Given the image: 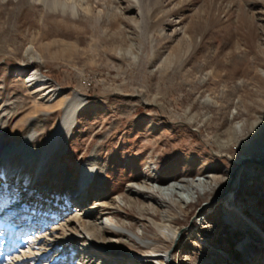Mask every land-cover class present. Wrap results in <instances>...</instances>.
Returning <instances> with one entry per match:
<instances>
[{"label":"rangeland","instance_id":"obj_1","mask_svg":"<svg viewBox=\"0 0 264 264\" xmlns=\"http://www.w3.org/2000/svg\"><path fill=\"white\" fill-rule=\"evenodd\" d=\"M58 2L66 12L0 0V112H10L2 144L34 128L37 142L52 147L39 176L19 153L0 163V242L17 247L12 261L32 254L42 229L48 247L23 264H159L142 258L148 249L135 235L168 249L164 264H264V166L245 165L234 199H216L237 162L264 159V0ZM21 67L37 70L60 97L34 90ZM77 94L84 103L74 127L55 142L59 102ZM91 156L98 171L80 209L72 185ZM21 168L28 177L12 186L10 173ZM199 177L208 179L199 198L136 190ZM168 202L177 236L184 229L177 242H163L153 220ZM76 212L114 228L87 245L80 223L62 227Z\"/></svg>","mask_w":264,"mask_h":264},{"label":"bare ground","instance_id":"obj_2","mask_svg":"<svg viewBox=\"0 0 264 264\" xmlns=\"http://www.w3.org/2000/svg\"><path fill=\"white\" fill-rule=\"evenodd\" d=\"M40 2L44 3V5L50 7V8H57V6H60L63 12H66L68 8L67 3H59L58 0H54L52 2L53 5L49 2V0H39ZM71 8L72 13L75 15L78 12V7L76 5H73L72 7L69 6V9ZM27 69H23V67L19 68V71H24ZM28 71V82L31 86H34V90L40 91L43 93L45 97L50 96V101L54 102L56 99L60 97L61 92L56 87H51L49 85V82L40 74H38L37 70L35 69H30ZM42 96V95H41ZM61 99V98H60ZM84 100L83 98L77 94L73 99L71 100H60L59 105H61L64 108V116H63V121L61 125L59 126L56 134L54 135L53 139L56 142L62 141L64 138L68 136L70 133L71 129L74 127L75 124V119H76V113L79 110V108L83 105ZM10 112H0V163H3L7 158H9L10 155L19 153V155L22 158V167L24 165L31 166L35 169V175L39 176L40 174L38 171H40L45 163V159L48 157L49 153L52 151L51 145L45 147L46 145L43 144L42 142H37V136H35V130L31 132H28L23 136V138L20 141L13 142L7 146H4L2 144V137L4 136V131L7 126V120H8V115ZM40 127L43 126L41 123H37ZM35 125V122L33 123ZM44 128V126L42 127ZM37 134V133H36ZM37 142V143H36ZM36 143V144H35ZM37 145V148H39V151H36L35 147ZM42 150H44V156L40 162L36 161L37 154L40 153ZM241 162V161H240ZM253 164V163H252ZM256 165V164H255ZM259 165V164H258ZM263 166V165H262ZM28 168V167H27ZM22 168L17 171L16 173H10L12 177L13 184L14 186L15 182H17V179H22L23 181L26 180L28 177L26 171H22ZM30 171V170H29ZM98 168H97V163L95 161V156H91L83 165L82 170H81V176L79 179L76 180L75 184L72 185V198H73V203L74 205L80 209H82V199L85 197V194L88 193V191L91 188V185L93 183V180L95 179V176L97 174ZM239 174V173H238ZM233 175V173H232ZM232 178V177H231ZM238 179V176H237ZM231 180V179H230ZM230 182V181H229ZM208 183V179L205 177H199L197 179H192L186 183L177 181L176 183L172 185H153V184H137L136 185V190L137 192L143 193L148 196H153L155 193H159L161 196H167V197H175L178 195V192L181 191H187L188 194L195 198H199L202 195V192L206 193V190L204 191V188L202 189L203 186H206ZM229 185V184H228ZM15 188H12L11 191L13 193V190ZM2 192V191H0ZM8 192V190H7ZM1 195L3 193H0ZM235 195L233 192H230L227 197H225L224 201L226 204H229V199H234ZM218 198V197H217ZM216 198V199H217ZM164 206L166 207L165 213L162 214V218L158 221H156V216H154V221H155V227L158 231L159 236L162 238L163 242L165 241H175L177 242L179 236L183 232L184 229H181L178 236V230L174 226V217L168 215L169 213L171 214L175 209L174 205H171L168 203H165ZM7 210H10L11 207L6 206ZM231 209V208H230ZM8 212V211H6ZM231 215V214H230ZM228 215V219L231 220V216ZM81 224L84 229L87 231L88 236L85 237V243L87 245L89 244H99V235L102 232H105L107 230V227L110 226L114 228L112 221L108 218L106 220H103V218H98L92 221L91 223L87 224L82 221V215L79 213H74V215L68 220V222L64 223L62 227L64 229H67L70 224ZM9 226V225H8ZM6 227V226H5ZM75 228V227H74ZM77 229V227L75 228ZM74 229V230H75ZM39 235L37 236V239L32 241L31 245H29V250L32 251V254H24L19 257H17L15 260L12 261L11 259V253L9 252L11 250H15L17 247H13V242L12 245H10L8 248H5L6 243L0 242V264H23L21 261H23V258L27 257H33L34 254H42L43 250L38 249V246L47 248L50 239H42L45 234L42 233V229L37 230ZM66 231V230H65ZM55 232V231H54ZM77 234H83V232L77 231ZM32 233V232H31ZM48 236V235H46ZM45 236V237H46ZM54 236V235H53ZM138 239H140L143 244L146 246L148 250H146L142 258L149 260V261H155L159 264H164V261L170 257V252L168 249H162L160 246H155L154 240H148L145 241V238L140 237L138 235H135ZM177 236V239H176ZM73 237V234L67 235L63 234L61 235V238L68 240L69 238ZM49 238V237H48ZM159 239V238H158ZM175 242V243H176ZM69 243H73V241H70ZM53 244V243H52ZM54 246L57 245V243L53 244ZM60 249V248H58ZM5 254H1L3 251ZM49 250V249H47ZM46 250V251H47ZM17 251V250H16ZM13 253V252H12ZM22 257V258H21ZM35 258V257H34ZM38 258V257H37ZM33 259V258H32ZM39 259V258H38ZM37 259V260H38ZM170 259V258H169ZM80 260V259H79ZM145 260V261H146ZM26 261V260H25ZM81 263H85V261L80 260ZM133 262V260H132ZM68 263V262H67ZM133 264V263H132ZM203 264H207V262H204Z\"/></svg>","mask_w":264,"mask_h":264},{"label":"water","instance_id":"obj_3","mask_svg":"<svg viewBox=\"0 0 264 264\" xmlns=\"http://www.w3.org/2000/svg\"><path fill=\"white\" fill-rule=\"evenodd\" d=\"M251 163L264 166V159H261V158L252 159L251 157H248V158L242 159L241 162H237L236 168L233 171V175H232V178L229 182L227 189L217 199H222L228 196L232 188L238 182V179H237L238 173L245 167V165L251 164Z\"/></svg>","mask_w":264,"mask_h":264}]
</instances>
